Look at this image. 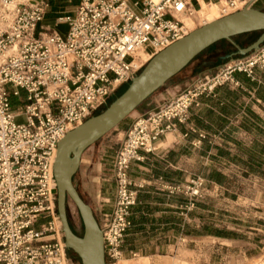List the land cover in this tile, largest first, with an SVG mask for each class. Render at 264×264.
<instances>
[{
	"label": "built area",
	"instance_id": "2783aa9c",
	"mask_svg": "<svg viewBox=\"0 0 264 264\" xmlns=\"http://www.w3.org/2000/svg\"><path fill=\"white\" fill-rule=\"evenodd\" d=\"M221 18L252 0H208ZM49 4L43 0H0V264H70L57 227L54 163L58 143L104 107L110 96L158 53L188 36L183 17L196 23L199 0H78L67 30L44 26ZM136 9L140 11L137 13ZM64 21V22H63ZM200 27V26H199ZM152 52L135 67L139 52ZM264 71V45L205 73L164 103L134 121L113 158L115 199L103 217L105 255L119 259L138 203L130 177L140 151L152 153L159 140L186 123L199 98L224 85L239 86L236 73L253 78ZM25 95L12 110V100ZM22 101V100H20ZM25 118L18 123V118ZM177 122V123H176ZM204 179L164 185L195 207Z\"/></svg>",
	"mask_w": 264,
	"mask_h": 264
},
{
	"label": "crops",
	"instance_id": "0c3cea01",
	"mask_svg": "<svg viewBox=\"0 0 264 264\" xmlns=\"http://www.w3.org/2000/svg\"><path fill=\"white\" fill-rule=\"evenodd\" d=\"M43 1L49 4L47 13H65L53 10L65 7L60 6L59 0ZM199 1L208 23L212 22V13L206 12L211 10L208 1ZM261 4L264 0L256 1L253 7L264 11ZM77 6L78 0L73 13ZM51 27L58 30L56 25ZM249 35H237L215 49L203 51L173 77L191 67L187 76L164 92V101L157 103L153 111L179 95L200 75L214 74L228 60L244 57L239 51L248 47L250 42L245 44L244 38ZM235 78L238 87L224 85L212 95L201 96L199 104L189 111L186 123L176 122L177 130L164 135L154 152L140 151L142 159L132 162L130 177L141 188L138 203L132 208V226L121 250L127 258L117 264L183 262L187 261L185 255L204 264H231L258 255L256 250L262 240L253 237L264 234V71L256 69L253 78L236 73ZM131 126L124 129V136ZM197 178L204 179L203 197L196 199L193 209L187 208V197L163 189L164 185ZM114 199L115 193L112 198L103 199L106 203L100 205L99 215L86 202L95 211L99 224L111 213Z\"/></svg>",
	"mask_w": 264,
	"mask_h": 264
},
{
	"label": "water",
	"instance_id": "95a60500",
	"mask_svg": "<svg viewBox=\"0 0 264 264\" xmlns=\"http://www.w3.org/2000/svg\"><path fill=\"white\" fill-rule=\"evenodd\" d=\"M256 1L252 0L242 10L200 27L158 53L104 112L68 132L58 143L54 163L58 216L65 245L79 256L82 264H106L103 231L92 208L82 199L73 181L84 152L117 128L204 50L221 40L264 31V11L253 7ZM263 43L264 33L252 45L241 49L239 55L257 51ZM68 198L76 205L82 218V236L76 235L70 227L66 209Z\"/></svg>",
	"mask_w": 264,
	"mask_h": 264
},
{
	"label": "rangeland",
	"instance_id": "374dc122",
	"mask_svg": "<svg viewBox=\"0 0 264 264\" xmlns=\"http://www.w3.org/2000/svg\"><path fill=\"white\" fill-rule=\"evenodd\" d=\"M62 2L60 5L61 7L65 5V7H62V9H53L54 11H62L65 13H47L45 20H44V26H52L56 25L57 29L60 31H66L67 30V24L66 23H60V18H66L72 16L74 13L75 5L77 3V0H59ZM260 7H264L263 4L260 5ZM137 13L140 14V11L136 9ZM207 13H212L210 9L206 10ZM64 22V21H63ZM200 28V27H198ZM248 35V34H244ZM237 36H234V38ZM256 36L255 35H249L244 38V43L248 44L251 42ZM233 38V37H232ZM226 40H221L215 44H213L211 47L204 50V53L208 52L209 49H215L220 43H224ZM202 57V56H201ZM191 71V67L187 70H185L181 75L172 78L171 82L167 84L165 87L161 88L150 100H146L142 105H140L125 121L123 126H118L114 130H112L109 134L104 136L101 140H99L96 144L91 146L86 153L84 157V162L80 165L78 172L75 174L74 177V185L78 188L80 195L85 200V202H88L90 206H92L94 209H96V213L100 214V205L103 202V199L105 197L112 198L115 193V181L113 178V158L117 150L121 147L122 143L124 142L125 136L123 134V131L125 128H128L130 125L134 123L136 119L141 117L142 115L153 111L154 108L157 106V103L164 101L162 99V95L168 88H172L175 86V84L184 76H187ZM137 76V75H136ZM135 76V77H136ZM25 95L22 93L20 101L19 99H13L12 100V110H17L19 106L23 105ZM18 123H24L25 118H18L16 120ZM104 193H107L105 195ZM100 196V197H99ZM202 198H200L201 200ZM110 203V202H108ZM240 203H243L240 201ZM245 205H248V202H244ZM67 212H68V218L71 224L72 229L74 232L78 235H82L84 231L83 227V221L80 216L79 210L76 207V205L73 203V201L68 198L67 200ZM95 212V211H94ZM56 213L57 212V195H56ZM95 214V213H94ZM96 216V215H95ZM97 219V217H96ZM98 220V219H97ZM62 236V240L65 243L63 230L60 233ZM253 237V236H252ZM254 240L260 241L262 240V243L260 244V248L256 250V253L258 254L255 258L251 259H245L244 261L231 263V264H264V234L261 233V236H254ZM205 247V246H204ZM123 250V248H122ZM67 253L69 256L70 264H80V261L78 260L77 256L72 251H68ZM251 253V252H250ZM255 253V252H254ZM127 253H122L121 257L119 259H111L107 257V264H115L120 259H125ZM203 254H206V251H203ZM249 254V253H248ZM186 257L188 259H186ZM129 258H134L132 256H129ZM136 258V257H135ZM187 261L183 262H164V264H204L203 262H197L196 258L193 256H184L183 257ZM158 263V262H157ZM149 264V262H147ZM159 264V263H158ZM229 264V263H227Z\"/></svg>",
	"mask_w": 264,
	"mask_h": 264
},
{
	"label": "bare ground",
	"instance_id": "6f19581e",
	"mask_svg": "<svg viewBox=\"0 0 264 264\" xmlns=\"http://www.w3.org/2000/svg\"><path fill=\"white\" fill-rule=\"evenodd\" d=\"M208 5L210 6L211 11H212V15H213L212 22L221 19L222 16H221V12H220V10H221L220 6L216 5L215 3H211L210 1H208ZM203 11H204V9L202 7L200 9L196 10V20H197L198 23H196L194 21V19H192L190 17H183L182 18L183 22L189 28V33H192L193 31L199 29L198 28L199 26L203 27V26L209 24L208 20H207V17L204 16V14H203ZM212 22H210V23H212ZM151 56H152V52H148V53L143 52V51L139 52L136 55V60H135V63H134L135 67H139L140 65H142L143 63L148 61ZM56 225H57V227H60L61 226V221L56 219ZM122 259H120V260H122ZM115 264H117V262Z\"/></svg>",
	"mask_w": 264,
	"mask_h": 264
},
{
	"label": "trees",
	"instance_id": "16d2710c",
	"mask_svg": "<svg viewBox=\"0 0 264 264\" xmlns=\"http://www.w3.org/2000/svg\"><path fill=\"white\" fill-rule=\"evenodd\" d=\"M264 33V31H256V32H251V33H246V34H250V35H255L256 37L247 45V46H250V45H252L255 41H257V39L262 35ZM262 45H264V43L262 44ZM261 45V46H262ZM250 54V53H249ZM200 55V54H199ZM198 55V56H199ZM248 55V54H247ZM197 56V57H198ZM236 56H239L238 54H236ZM246 56V55H245ZM196 57V58H197ZM195 58V59H196ZM194 59V60H195ZM193 60V61H194ZM192 61V62H193ZM191 62V63H192ZM190 63V64H191ZM144 69V67L142 68V70ZM141 70V71H142ZM141 71L137 74V76L141 73ZM130 84H131V81L130 82H128L127 84H126V86L121 90V91H119L117 94H115L114 96H112L111 98H109V100H108V102H107V104L104 106V107H102V108H100L98 111H97V113L94 115V116H97V115H99V114H101L102 112H104L119 96H121L127 89H128V87L130 86ZM123 85V84H122ZM121 85V86H122ZM120 86V87H121ZM74 177H75V175H74ZM74 177H73V181H74ZM76 187V186H75ZM76 189H77V191H78V193H79V190H78V188L76 187ZM80 194V193H79ZM81 196V195H80ZM66 209H67V205H66ZM57 212H58V210H57ZM67 215H68V212H67ZM96 217V216H95ZM68 220H69V218H68ZM98 221V220H97ZM99 223V222H98ZM69 224H70V221H69ZM70 227H71V224H70ZM83 227H84V225H83ZM72 228V227H71ZM73 230V229H72ZM73 232H74V230H73ZM75 233V232H74ZM83 233H84V231H83ZM76 234V233H75ZM76 235H78V234H76ZM83 235V234H82ZM82 235H78V236H82ZM68 251H72V252H74L73 250H71V249H68ZM74 254L77 256V258H78V260L80 261V264H82L81 263V259L79 258V256L74 252ZM106 264H107V256H106Z\"/></svg>",
	"mask_w": 264,
	"mask_h": 264
}]
</instances>
